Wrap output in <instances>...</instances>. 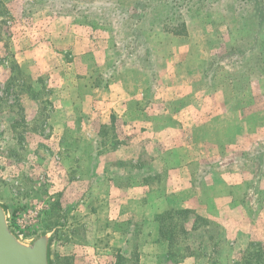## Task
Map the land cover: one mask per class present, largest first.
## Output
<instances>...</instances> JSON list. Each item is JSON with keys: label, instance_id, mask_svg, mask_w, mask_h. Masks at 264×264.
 Here are the masks:
<instances>
[{"label": "rangeland", "instance_id": "374dc122", "mask_svg": "<svg viewBox=\"0 0 264 264\" xmlns=\"http://www.w3.org/2000/svg\"><path fill=\"white\" fill-rule=\"evenodd\" d=\"M0 199L67 264L145 213L173 264L190 222L208 264H264V0H0Z\"/></svg>", "mask_w": 264, "mask_h": 264}, {"label": "crops", "instance_id": "0c3cea01", "mask_svg": "<svg viewBox=\"0 0 264 264\" xmlns=\"http://www.w3.org/2000/svg\"><path fill=\"white\" fill-rule=\"evenodd\" d=\"M194 190H189V192H191ZM205 192V191H204ZM209 192V191H208ZM187 208L189 209L190 212L193 211L192 207L187 205ZM145 217L143 218V221H140L141 216H139L136 219H134L129 227V229H127V234L123 237L122 243L120 244V254L123 258V264H173L172 262L168 261V255L164 254V256L160 257V255H157V252L155 251V247H157L158 245H169L168 240L165 239L163 237H160L157 234V231L161 229V226L159 224H157L156 222H153V217L150 220V223L148 224L146 222V217H147V213H145L144 215ZM210 218V217H209ZM206 221V220H205ZM208 222V221H207ZM135 224H138L139 226V234H135L134 229H135ZM189 225L186 226V228L184 230L186 231H191L194 230V232H198V239L199 243L201 244V240H202V244L200 246H197L196 248L194 247L192 241H190L189 238H187V240L185 243L186 246V250L189 251V253L182 258L177 264H197V262L202 261L203 263L208 264L209 261V253H206L207 251L204 249V242H206V233L209 232L211 230V225L210 223H204L201 226H197L195 228L193 227V223H188ZM156 226V227H153ZM152 227L154 229H156L157 231H153V232H149L147 231L148 227ZM239 228V227H238ZM241 230V228H239ZM239 229H237L236 234L234 235L232 241H230V244L234 245H239V240L237 239V233L241 232ZM154 232H156V234H154ZM77 234V233H76ZM76 234H75V238H76ZM95 234V233H93ZM248 234V233H245ZM114 235V234H113ZM100 235L96 232V236H95V241L93 243V248H91V254H92V258L94 261V264H114V263H109V257H108V253H106L107 255H99L98 252V239ZM221 236L222 234H218V240H221ZM137 237V239H136ZM69 238L68 237H64L63 239H60V235L55 238V246H54V264H67V260L68 258H71L72 261L76 262L77 258L71 256L68 253H64L63 251L66 250L71 243H73L72 241V237L70 236L69 239V244H65L67 242ZM217 240V239H216ZM223 240V239H222ZM235 240V242L233 241ZM135 242H138L139 244L137 246H135ZM165 242V244H163ZM113 243L111 242V245ZM60 245V246H59ZM175 245V240H173L172 244L169 245L171 246L170 249L172 248V246ZM118 247V248H119ZM58 249L61 250V254H58ZM173 250V248H172ZM107 251H109V248H107ZM112 258V257H111ZM96 260V262H95ZM74 262H72V264H74ZM111 262H113V259H111Z\"/></svg>", "mask_w": 264, "mask_h": 264}, {"label": "water", "instance_id": "95a60500", "mask_svg": "<svg viewBox=\"0 0 264 264\" xmlns=\"http://www.w3.org/2000/svg\"><path fill=\"white\" fill-rule=\"evenodd\" d=\"M12 218V207L0 199V264H54L53 231L42 229L24 237Z\"/></svg>", "mask_w": 264, "mask_h": 264}, {"label": "trees", "instance_id": "16d2710c", "mask_svg": "<svg viewBox=\"0 0 264 264\" xmlns=\"http://www.w3.org/2000/svg\"><path fill=\"white\" fill-rule=\"evenodd\" d=\"M168 8H166V7H164V18L166 19V20H168V21H173V20H175V15H176V8L175 7H173V5H172V3H170L168 6H167ZM241 22H243V19H241ZM181 26V29L180 30H185V24L184 23H181L180 25H179V27ZM179 27L178 28H176V29H173V30H171V31H169L171 34H173V35H180L181 34V31L179 30ZM168 31V30H167ZM186 33V31H184L183 32V34H185ZM173 226L174 225H171V226H169V227H172L173 228ZM171 231H172V229H171ZM171 231H170V235H169V237L167 238V240H168V243H169V245H171L172 244V242H173V240H174V238H175V235H173L172 233H171ZM120 261H123V258H122V256L121 255H119L118 256V259H117V262H116V264H121V262ZM120 262V263H119Z\"/></svg>", "mask_w": 264, "mask_h": 264}]
</instances>
